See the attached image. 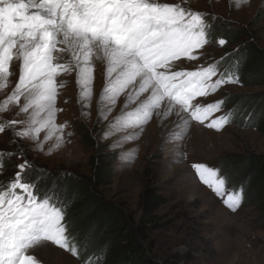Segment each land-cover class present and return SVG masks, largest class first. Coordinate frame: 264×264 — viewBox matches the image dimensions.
Instances as JSON below:
<instances>
[{
  "label": "snow or ice",
  "instance_id": "snow-or-ice-1",
  "mask_svg": "<svg viewBox=\"0 0 264 264\" xmlns=\"http://www.w3.org/2000/svg\"><path fill=\"white\" fill-rule=\"evenodd\" d=\"M240 2L247 4L250 0ZM185 3L186 0H0V92L5 93L0 114L10 112L14 106L16 117L25 116L7 119L0 115V134L10 130L13 143L29 139L38 142L42 150L41 133H45L46 142L59 132L58 148L65 128L56 122L61 111L57 100L63 86L58 78L75 73L80 100L90 101L95 61L105 67L99 120H108L118 99L125 98L109 127L121 125L142 132L154 115L165 119L176 110V115L183 114L179 124L207 122L208 128L222 130L233 113L214 114L221 111L225 101L201 104L198 98L215 94L229 83H239L238 70L233 71L236 65L223 67L231 54L196 64L192 70L183 67L184 61H197L203 55L200 50L210 43L214 18ZM217 43L223 47L227 40L220 38ZM14 61L18 62V79L9 90ZM161 130H165L164 126ZM134 138L125 137L128 141ZM13 155L16 153H8L9 158ZM4 156L0 151V171ZM121 158L126 164L134 160L133 156ZM16 167L14 176L0 184V264H40L31 252L47 242L78 254L74 240L70 247L66 205L54 190L41 191L30 175L31 162L25 160ZM191 167L197 179L229 209L240 207L243 190L226 192V175L220 169L205 163ZM104 256L102 249L97 257L85 251L83 264H93V259L99 264Z\"/></svg>",
  "mask_w": 264,
  "mask_h": 264
},
{
  "label": "rangeland",
  "instance_id": "rangeland-1",
  "mask_svg": "<svg viewBox=\"0 0 264 264\" xmlns=\"http://www.w3.org/2000/svg\"><path fill=\"white\" fill-rule=\"evenodd\" d=\"M184 6L246 30L242 34L244 41L227 48H219L210 42L200 50L203 55L199 60L183 62L185 69L192 70L196 64H207L243 49L250 40L264 50V0H250L247 4L240 0H186ZM17 64L14 63L16 70ZM13 74L9 78V90L18 79V70ZM94 75L93 97L83 102L75 73L58 78L63 86L57 100L61 111L57 113L56 122L65 125L58 148L59 132L46 142L43 140L45 133H41L42 150L37 147L38 142L29 139L13 143L15 138L10 130L0 134V151L5 156L16 153L11 156L13 163L4 165L0 171V184L5 176H14L18 170L16 165L28 160L32 172H40L39 179L46 171L54 174L52 186L55 193L60 197L65 192L64 197L69 198L72 192L65 189L64 183L70 176H94L96 166L92 156L97 148L86 149L83 142L89 135L98 148H104L102 153L108 154L113 168L111 183L100 187L102 198L122 209L133 224L144 227L145 245L158 264H264V176L259 175L252 165L256 155L264 154L262 125L256 129L227 124L217 131L208 128L207 122L179 124L183 114L178 116L174 110L165 119L154 115L142 132L121 125L109 127L125 98L118 99L116 108L108 114V120H99L100 97L105 82V67L101 62ZM229 95H237L242 101L257 102L264 97V82L227 84L215 94L198 100L207 104ZM4 96L5 93L0 92V101ZM84 104L89 107L85 108ZM15 113L16 108L11 106L10 112L0 115L7 119L25 118L24 114L16 117ZM128 136L135 138L128 141L125 139ZM49 149L52 150L50 154ZM122 156H133L134 160L126 164ZM194 163H205L217 169L224 165L227 170H232L238 184L235 190L240 191L242 183L247 185L244 188L246 198L240 207L232 211L200 182L191 167ZM102 166L99 161L98 167ZM232 191L226 185V192ZM83 215L84 212L80 218H84ZM97 246L101 248L102 245L98 243ZM31 254L40 264H83V258L51 242L36 247ZM87 254L97 256L92 252Z\"/></svg>",
  "mask_w": 264,
  "mask_h": 264
},
{
  "label": "trees",
  "instance_id": "trees-1",
  "mask_svg": "<svg viewBox=\"0 0 264 264\" xmlns=\"http://www.w3.org/2000/svg\"><path fill=\"white\" fill-rule=\"evenodd\" d=\"M211 24L212 35H210L209 40L219 48H227L238 41L245 40L242 37V34L246 31L245 28H237L222 23L217 17L211 20ZM220 38L227 40V44L223 47L217 43ZM245 46V48H239L231 53L223 67L232 68L233 65H236L233 71L238 70L240 84L262 83L264 82V50L251 40ZM222 100L225 101V104L220 111L222 112L221 115H226L229 111L233 113L228 124L256 129L262 125L264 131V97L257 102L242 101L237 95H229ZM83 142L86 149L97 148L96 154L92 156L93 163L96 166L94 176L92 178L77 175L70 176L68 182L64 183V187L66 190H71V196L66 199L64 197L65 192L62 193V191V194L59 195L60 200L66 205L65 221L69 226L70 247L71 241L74 240L78 249L76 256L81 258H83L85 251L96 253L98 256L102 249L105 256L99 260V264H158L150 256L149 249L145 245L144 227L140 224H133L122 209L102 198L100 187L110 184L113 176L111 161L110 158H107L108 154L102 153L104 148H98L97 143L89 135ZM99 161H102V167H98ZM12 163V157L4 156L5 166ZM252 165L259 175L264 176V154L256 155L252 160ZM218 167L221 169L222 175H226V185L236 191L235 187L238 184L232 170H227L224 165ZM63 175L65 176V174ZM39 176L40 172L38 170L31 173L32 179L38 183L42 192L54 190L52 186L54 184V174L51 175L46 171L42 178L36 180ZM10 178L5 176L2 179L3 181L1 180L2 184ZM233 181H235V184ZM244 184H240V191L246 188L247 185ZM242 195V202H244L246 198L245 189ZM83 212L84 218H80ZM80 219H83L84 222ZM85 229L87 231L83 235ZM80 238H83V240ZM98 243L102 245L101 248L97 246ZM94 260V264H97V260Z\"/></svg>",
  "mask_w": 264,
  "mask_h": 264
},
{
  "label": "bare ground",
  "instance_id": "bare-ground-1",
  "mask_svg": "<svg viewBox=\"0 0 264 264\" xmlns=\"http://www.w3.org/2000/svg\"><path fill=\"white\" fill-rule=\"evenodd\" d=\"M16 61H14L13 62V66H12V69H11V71L13 72V73H16L17 72V70H16V68H14V67H16L15 65H14V63H15ZM95 63V69L97 70V71H99V68H100V61H95L94 62ZM98 74V73H97Z\"/></svg>",
  "mask_w": 264,
  "mask_h": 264
}]
</instances>
